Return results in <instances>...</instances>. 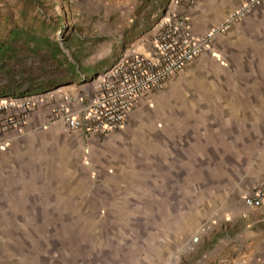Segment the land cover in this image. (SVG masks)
<instances>
[{
  "label": "rangeland",
  "instance_id": "374dc122",
  "mask_svg": "<svg viewBox=\"0 0 264 264\" xmlns=\"http://www.w3.org/2000/svg\"><path fill=\"white\" fill-rule=\"evenodd\" d=\"M10 1L0 0L2 13ZM41 1L45 17L57 25L42 34L59 41L64 55L55 63L45 45L30 44L23 58L0 72L6 96L59 88L91 92L90 82L122 54L144 51L170 0ZM237 23L243 25L242 46L257 55L264 46V12ZM260 59L255 75H228V68L221 75H171L140 98L122 130L107 136L64 127L54 134L47 125L0 151V264H156L154 254L162 249L154 240L175 235L182 205L199 194L226 198L223 188L207 186L217 179L223 187L237 182L233 173L241 158L255 160L256 173L264 175V55ZM71 77L55 89H35ZM230 100L247 109V125L230 120ZM242 194L231 198L240 202ZM261 211L249 216L260 219ZM246 215L234 216L231 236ZM192 236L185 244L192 245ZM241 242L229 244L228 263L241 258Z\"/></svg>",
  "mask_w": 264,
  "mask_h": 264
},
{
  "label": "crops",
  "instance_id": "0c3cea01",
  "mask_svg": "<svg viewBox=\"0 0 264 264\" xmlns=\"http://www.w3.org/2000/svg\"><path fill=\"white\" fill-rule=\"evenodd\" d=\"M245 1L194 0L190 5L183 4L180 6L178 12L180 16L186 19L195 34L202 35L211 27L223 24L228 14ZM251 12H254L256 16L259 13H263L264 3L255 6ZM242 27L243 25L237 22L229 24L224 35L219 34L203 50L199 55L200 57H197L198 59L185 64L178 72L182 73V75H195L205 72L207 75H221L222 71L228 68V75H255V64L261 63L260 57L264 55V46L261 51L256 50L258 56H260L261 52L259 58H257L256 54L247 51L241 43ZM153 42L154 38L148 41L143 48V52L132 50L128 51L127 54L148 55L153 51ZM72 90L74 89L62 92L64 95L66 94L73 98L86 94L84 103L87 102V93L89 92L87 89L83 90L81 94L79 92H75V94L67 93ZM231 95L233 93H228V96ZM72 105L64 100V96L54 93L51 97L46 98L45 104L35 108L26 115V123L21 129L12 128L1 131L0 143L23 144L29 134L45 130L47 125L52 127L51 131H54V134H57V131L62 127L67 129L65 124L59 119L53 120L50 124L47 123L54 115V111L60 107H73ZM225 110L226 113H234V115L231 114L230 116L232 122L244 123L245 125L249 123L247 109L241 103L238 104L236 101L230 100L228 109L226 108ZM260 118L264 119L263 116H260ZM67 132L70 131L67 130ZM70 133L79 134L78 132ZM198 136L199 138L206 137V134L201 133ZM55 139L53 138V140ZM5 149L7 147L4 149L0 148V151H5ZM261 150L263 151L262 154H264V146ZM244 159L241 158L235 163L237 171L233 174L236 175L237 182H227L228 184L223 187L217 179L215 180L216 184L211 182L207 186L209 190L219 189V187L223 188L226 198L203 199L200 197L201 194H199V199L192 201L190 206L186 204L181 206L179 213L174 217L175 219L177 217V222H173L175 235L172 237L174 238L163 235L159 241L154 240V245L162 249V252L156 251V254H154L158 255L156 264H264V205L257 209H251L245 207L242 200L235 202L231 198L238 191L243 193L241 195L242 199V196L251 192L255 185L264 177V175L256 173L258 167H255V160L251 158L245 161ZM247 164L249 166H246ZM263 166L264 157L259 170H264ZM228 168L233 172L230 167ZM235 209L240 210V212L234 211ZM260 209L262 210L260 212L263 215L262 218L254 220V218L249 216ZM240 213L247 215L243 216L244 220L240 231L235 232L231 236L228 229L231 230L232 219ZM193 234L194 236L191 237L192 245L185 244L187 237ZM195 236L198 237L196 241H194ZM233 241H243V243L241 242V244L237 245L238 249H240L241 258L235 263H228V246Z\"/></svg>",
  "mask_w": 264,
  "mask_h": 264
},
{
  "label": "built area",
  "instance_id": "2783aa9c",
  "mask_svg": "<svg viewBox=\"0 0 264 264\" xmlns=\"http://www.w3.org/2000/svg\"><path fill=\"white\" fill-rule=\"evenodd\" d=\"M193 1L170 0L165 15L158 22L153 51L148 55L124 53L90 82L93 90L87 93L86 103V94L73 98L58 90L0 97V132L21 129L26 123V115L45 104L46 98L54 93L64 96V100L73 107H60L47 124L59 119L68 131L90 137L119 131L124 128L130 112L142 96L161 89L171 75L196 59L210 42L226 32L229 24L242 20L255 6L264 3V0H246L228 14L223 24L198 35L178 12L180 6L190 5ZM8 145V142L0 143V148ZM241 200L247 208L262 207L264 177Z\"/></svg>",
  "mask_w": 264,
  "mask_h": 264
},
{
  "label": "trees",
  "instance_id": "16d2710c",
  "mask_svg": "<svg viewBox=\"0 0 264 264\" xmlns=\"http://www.w3.org/2000/svg\"><path fill=\"white\" fill-rule=\"evenodd\" d=\"M8 6L9 12L6 14L2 13L0 8V72L5 70L7 63H17L23 58L22 55L24 51H28L30 44H35L34 47L45 45L56 63L57 58L63 56L64 53L59 41H51L42 34L45 29L57 31V25L52 24V21L45 17L46 14L42 10L46 9L45 2L41 0H13ZM64 42H69V39L65 37ZM6 70H8L7 73L10 71ZM64 81H73V79L71 77L52 80L45 85L35 86V89H55ZM6 95H8L7 91H0V97Z\"/></svg>",
  "mask_w": 264,
  "mask_h": 264
},
{
  "label": "bare ground",
  "instance_id": "6f19581e",
  "mask_svg": "<svg viewBox=\"0 0 264 264\" xmlns=\"http://www.w3.org/2000/svg\"><path fill=\"white\" fill-rule=\"evenodd\" d=\"M67 87H68V86H67ZM69 88H73V86H70ZM59 90L62 91V90H64V88H59Z\"/></svg>",
  "mask_w": 264,
  "mask_h": 264
},
{
  "label": "water",
  "instance_id": "95a60500",
  "mask_svg": "<svg viewBox=\"0 0 264 264\" xmlns=\"http://www.w3.org/2000/svg\"><path fill=\"white\" fill-rule=\"evenodd\" d=\"M197 238H198V237H197V236H195V237H194V241H196V240H197Z\"/></svg>",
  "mask_w": 264,
  "mask_h": 264
}]
</instances>
